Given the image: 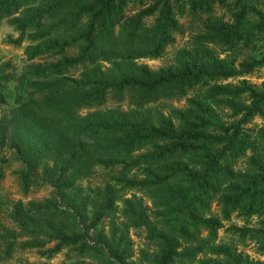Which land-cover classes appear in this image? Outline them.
Returning <instances> with one entry per match:
<instances>
[{
  "label": "trees",
  "instance_id": "16d2710c",
  "mask_svg": "<svg viewBox=\"0 0 264 264\" xmlns=\"http://www.w3.org/2000/svg\"><path fill=\"white\" fill-rule=\"evenodd\" d=\"M187 17L199 21L189 48L158 70L140 64L161 59ZM1 19L19 32L11 44H34L29 60L61 57L21 77L0 60V108L10 84L25 94L0 118V155L22 163L24 192L44 181L54 193L47 204L14 202L13 227L0 218V263L71 248L138 264L130 234L144 230L156 250L147 264H264L217 241L235 214L246 222L227 231L264 256V126L248 128L264 115V82H228L264 66L239 59L264 45L262 0H0ZM111 95L120 107H103ZM166 98L185 104L158 110Z\"/></svg>",
  "mask_w": 264,
  "mask_h": 264
},
{
  "label": "rangeland",
  "instance_id": "374dc122",
  "mask_svg": "<svg viewBox=\"0 0 264 264\" xmlns=\"http://www.w3.org/2000/svg\"><path fill=\"white\" fill-rule=\"evenodd\" d=\"M264 2V0H262ZM261 8H263L261 4ZM133 7L131 11H133ZM217 13L224 15L228 18V14L225 9L217 8ZM8 19L0 20V60L2 62H10L17 77H21L25 73L26 69L33 64H49L52 62H57L60 59V55L54 56L49 55L41 58H36L34 60H29L26 54L27 48L33 46L34 44L30 41L23 42L22 44L15 45L10 43V39H15L19 36V32L12 27ZM183 25V31L176 34V41L174 44L170 45L167 48L165 55L158 60L152 59H141L139 60L140 64L147 65L153 70H158L163 67L172 65L175 62L177 54L184 49L189 48V42L192 40L193 35L195 34V28L199 21L194 20L190 17L183 18L181 20ZM72 54V53H70ZM248 55H253L257 57H264V45L257 47L255 52L247 51L242 53L239 56V59L242 60ZM25 71V72H24ZM78 71H72L71 74H78ZM247 80L254 85H260L264 82V66L258 68L255 72L250 75H247L242 78H237L235 80H229L228 82L237 83L239 80ZM19 82L10 84L8 91L6 93L8 105L4 108H0V118L4 115H7L8 110L14 105L17 104V101L23 99L25 94L23 90L17 88ZM114 95L109 96L107 102L103 105L104 108H118L120 104ZM122 109H127L129 103L128 100L123 102ZM185 104V100H176L174 98H166L163 103L156 104L155 107L158 110L164 109L168 110L170 106L182 107ZM85 111V110H84ZM264 126V115L257 116L254 118L251 124L248 125V128L257 131ZM1 157L6 158V162L0 164V169L4 173L3 179L0 180V218L8 225L12 226L7 220V213L10 211L11 206L14 202L22 200L24 203L29 201H36L47 204L49 201H54L53 188L44 181H38L33 184L31 190L26 193L22 188V180L20 179L19 173L23 169L22 163L15 157V155L8 151L3 150L1 152ZM245 158H241L237 161V166H242ZM236 166V167H237ZM40 177L41 172H39ZM101 182V177H94L88 181L83 182V184L90 183L92 185H99ZM147 202V200H146ZM147 204H149L147 202ZM121 207V205H120ZM211 213H219V207L215 204L212 205ZM120 216V214L118 213ZM254 220V219H253ZM252 224L256 222L253 221ZM246 221L234 214L230 221L225 222L223 229L219 230L217 241L222 243H228L234 245L239 251L250 255L251 258L255 260H264V256L258 251V245L255 240L246 239L241 240L238 236L232 235L227 231V227L232 224L243 226ZM109 220H107L102 227L105 231L109 229ZM13 227V226H12ZM206 233H204L205 235ZM131 241L133 243L134 255L132 260L138 264H147L148 258L152 257L156 253L155 245L152 244L146 236L144 230H131ZM89 257V258H88ZM96 255L94 256H80L75 250L68 248L63 250L61 253L54 256L52 259H47L46 257L41 256L36 250H19L17 251L12 259L1 262L0 264H76V263H85V264H101L96 260Z\"/></svg>",
  "mask_w": 264,
  "mask_h": 264
}]
</instances>
